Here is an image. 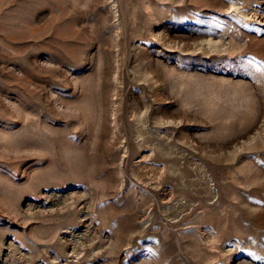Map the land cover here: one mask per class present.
<instances>
[{
    "label": "rangeland",
    "instance_id": "obj_1",
    "mask_svg": "<svg viewBox=\"0 0 264 264\" xmlns=\"http://www.w3.org/2000/svg\"><path fill=\"white\" fill-rule=\"evenodd\" d=\"M0 264H264V0H0Z\"/></svg>",
    "mask_w": 264,
    "mask_h": 264
},
{
    "label": "bare ground",
    "instance_id": "obj_2",
    "mask_svg": "<svg viewBox=\"0 0 264 264\" xmlns=\"http://www.w3.org/2000/svg\"><path fill=\"white\" fill-rule=\"evenodd\" d=\"M165 1V0H164ZM170 1V0H169ZM171 1H173V0H171Z\"/></svg>",
    "mask_w": 264,
    "mask_h": 264
}]
</instances>
